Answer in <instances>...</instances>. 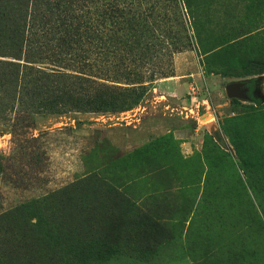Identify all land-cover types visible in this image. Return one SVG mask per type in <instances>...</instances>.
Here are the masks:
<instances>
[{
  "label": "rangeland",
  "instance_id": "rangeland-1",
  "mask_svg": "<svg viewBox=\"0 0 264 264\" xmlns=\"http://www.w3.org/2000/svg\"><path fill=\"white\" fill-rule=\"evenodd\" d=\"M190 2L130 56L138 103L0 106V213L15 207L0 215V264H264V0ZM232 81L247 99L228 97Z\"/></svg>",
  "mask_w": 264,
  "mask_h": 264
},
{
  "label": "trees",
  "instance_id": "trees-1",
  "mask_svg": "<svg viewBox=\"0 0 264 264\" xmlns=\"http://www.w3.org/2000/svg\"><path fill=\"white\" fill-rule=\"evenodd\" d=\"M1 3L6 7L0 12V22L6 25L0 24V50L24 58L25 63L0 61V106L18 100L28 111L48 114L105 108L120 111L138 103L144 95L139 91L146 77L141 70L129 68L134 63L130 56L151 49L158 37L156 21L167 6L175 12L184 4L192 12L190 0H0ZM34 59L46 60L53 67H36L31 64ZM123 65L130 69L133 86L97 79L110 74L117 79L128 72L120 70ZM155 74L151 71L149 79ZM14 209L0 215L7 216Z\"/></svg>",
  "mask_w": 264,
  "mask_h": 264
},
{
  "label": "water",
  "instance_id": "water-1",
  "mask_svg": "<svg viewBox=\"0 0 264 264\" xmlns=\"http://www.w3.org/2000/svg\"><path fill=\"white\" fill-rule=\"evenodd\" d=\"M243 81H232L225 85V90L230 98H242L247 99L248 95V87L244 85Z\"/></svg>",
  "mask_w": 264,
  "mask_h": 264
},
{
  "label": "crops",
  "instance_id": "crops-1",
  "mask_svg": "<svg viewBox=\"0 0 264 264\" xmlns=\"http://www.w3.org/2000/svg\"><path fill=\"white\" fill-rule=\"evenodd\" d=\"M180 64H181V63H179V61L176 60V66H177L178 71H179ZM179 75H181V74H179ZM187 75H189V76H193V80H194L195 82H199V81L201 80V78H200V76H199V74H198L197 72H190V73H188ZM51 116H52V115H51Z\"/></svg>",
  "mask_w": 264,
  "mask_h": 264
}]
</instances>
